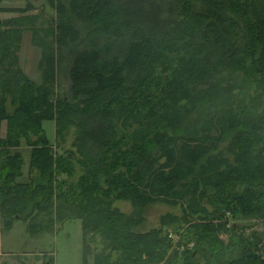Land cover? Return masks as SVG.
I'll return each instance as SVG.
<instances>
[{"label":"trees","instance_id":"16d2710c","mask_svg":"<svg viewBox=\"0 0 264 264\" xmlns=\"http://www.w3.org/2000/svg\"><path fill=\"white\" fill-rule=\"evenodd\" d=\"M44 1L55 16L38 35L37 17L0 21L3 232L21 221L34 239L80 221L83 256L94 247V264H264V234L245 236L239 223H264V11L252 0ZM24 31L41 51L40 86L18 66ZM60 70L70 99L58 95ZM114 120L137 126L133 147L117 138ZM46 121L55 142L75 129L74 153L53 152ZM22 140L31 150L27 184L18 182ZM157 203L181 207L191 236L183 252L162 228L138 232Z\"/></svg>","mask_w":264,"mask_h":264},{"label":"rangeland","instance_id":"374dc122","mask_svg":"<svg viewBox=\"0 0 264 264\" xmlns=\"http://www.w3.org/2000/svg\"><path fill=\"white\" fill-rule=\"evenodd\" d=\"M257 11H264V0H252ZM27 6L32 7V11L27 12L23 15L15 14H1L0 21H13L15 23H22V18H33L37 20L35 24L34 33L38 35L40 25H44L48 28V24H52L55 13L54 11L46 5L44 0H0V8L8 9H25ZM37 15V16H36ZM30 20V19H29ZM27 21V20H26ZM33 20H31L32 22ZM12 22V23H13ZM30 22V21H29ZM25 23V22H24ZM27 25V24H26ZM29 26V25H28ZM17 31V30H16ZM38 42V36H36ZM39 44V42H38ZM39 46V45H38ZM40 48V46H39ZM41 52V51H40ZM41 55V53H40ZM37 68V66H36ZM62 69V68H61ZM38 71V70H37ZM65 72L60 70L59 73V89L58 95L65 94L66 97L70 99L69 88L70 82L68 81L67 75ZM39 75V73H38ZM66 75V76H64ZM39 77V76H38ZM36 86H40L41 80L35 78L32 81ZM8 111L10 112L9 105H7ZM116 129L117 138L126 137L125 140V149L133 147L136 144V138L131 136L129 133H132L133 129H137L136 125H132V122L128 121L124 123L126 129L123 128L121 122L118 120L112 121ZM128 123V124H126ZM133 126L129 130L127 126ZM5 123L2 124L1 136L5 137ZM43 131L48 142L53 145V152L57 155H67L68 153H74L75 148V129L70 128L66 134L63 142H55V125L52 121H46L43 123ZM213 135V133H212ZM228 145V142H223L218 145H215L211 150L206 154V157L202 160V163L205 162L208 156L213 154H219L221 151H224ZM194 146V145H193ZM122 151L125 149L120 148ZM22 158L24 160L22 167L23 177L18 182L19 183H29L30 176L28 173L29 170V161L31 150L27 147L24 140L21 141L20 148L18 149ZM225 153V152H223ZM224 155V154H223ZM226 156V154H225ZM230 158L229 156H227ZM81 173V169L78 170ZM79 175V174H78ZM115 208L120 210L124 214L131 213V207L129 203L126 202H116L114 205ZM208 210L211 211V208L208 207ZM182 210L178 205L176 207L169 206L162 203L152 204L145 208V213L142 217L143 224L139 228V233H147L149 231L162 228L165 235H167L168 240L171 241L172 245L175 247L174 251L183 252L184 242L188 241V238L191 236L187 234V230L184 231L188 226L183 224L182 219ZM167 217L176 218V223L171 225L165 224L162 220ZM241 225H246V229L249 231L243 232L245 236L250 235L249 232L264 234V223L256 222H239ZM255 224V226H254ZM248 225L253 226L252 229L248 228ZM44 235L39 238L30 239L26 235V225L23 222H16L9 233L3 232L2 224L0 222V264H43L45 259L49 260L51 257L53 259V264H94V255L95 248L92 247V255L86 259L83 256V241L81 233V223L80 221H67L61 225L49 226L45 231ZM245 233V234H244ZM228 238L225 235L221 236V240L226 244ZM179 243V244H178ZM178 245H181L178 247ZM177 250V251H176ZM185 250V249H184ZM201 263L204 262V259H198Z\"/></svg>","mask_w":264,"mask_h":264},{"label":"crops","instance_id":"0c3cea01","mask_svg":"<svg viewBox=\"0 0 264 264\" xmlns=\"http://www.w3.org/2000/svg\"><path fill=\"white\" fill-rule=\"evenodd\" d=\"M31 35L32 34L29 31H24L22 33L18 52V66L30 82H32L35 78H39V80H41V85L42 75L39 69L41 55L38 48L33 45Z\"/></svg>","mask_w":264,"mask_h":264},{"label":"built area","instance_id":"2783aa9c","mask_svg":"<svg viewBox=\"0 0 264 264\" xmlns=\"http://www.w3.org/2000/svg\"><path fill=\"white\" fill-rule=\"evenodd\" d=\"M230 227H231V224L228 223L227 228H230ZM189 248H192V245H190Z\"/></svg>","mask_w":264,"mask_h":264}]
</instances>
